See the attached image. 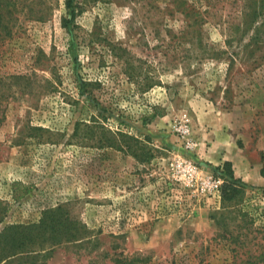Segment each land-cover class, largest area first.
<instances>
[{
    "label": "rangeland",
    "instance_id": "374dc122",
    "mask_svg": "<svg viewBox=\"0 0 264 264\" xmlns=\"http://www.w3.org/2000/svg\"><path fill=\"white\" fill-rule=\"evenodd\" d=\"M0 13V232L61 206L87 238L35 245L44 264H264V186L230 162L247 156L264 179V0H0ZM118 131L151 158L100 148Z\"/></svg>",
    "mask_w": 264,
    "mask_h": 264
},
{
    "label": "trees",
    "instance_id": "16d2710c",
    "mask_svg": "<svg viewBox=\"0 0 264 264\" xmlns=\"http://www.w3.org/2000/svg\"><path fill=\"white\" fill-rule=\"evenodd\" d=\"M1 14V13H0ZM0 27L9 35V23L4 24L0 17ZM87 126V125H86ZM92 127L103 129L99 125ZM88 127V126H87ZM77 126L74 128L75 135ZM100 148H110L117 152L132 156L138 162H146L151 158V151L141 147L142 142L118 131L116 133L99 134ZM104 145V146H103ZM233 183L225 181L221 188L223 201H228L237 194ZM87 230L61 206L41 213L37 224L29 226L10 225L0 232V264H44L45 253L32 250L35 245H60L63 242H82L87 238ZM114 264H146L147 258L139 256L126 257L121 253L113 259Z\"/></svg>",
    "mask_w": 264,
    "mask_h": 264
},
{
    "label": "crops",
    "instance_id": "0c3cea01",
    "mask_svg": "<svg viewBox=\"0 0 264 264\" xmlns=\"http://www.w3.org/2000/svg\"><path fill=\"white\" fill-rule=\"evenodd\" d=\"M224 156L226 157V155ZM230 162L232 163V170L236 178L252 186H264V179L259 175L262 164H260L259 167L251 166L247 156L245 157V162L242 157H238V159Z\"/></svg>",
    "mask_w": 264,
    "mask_h": 264
},
{
    "label": "built area",
    "instance_id": "2783aa9c",
    "mask_svg": "<svg viewBox=\"0 0 264 264\" xmlns=\"http://www.w3.org/2000/svg\"><path fill=\"white\" fill-rule=\"evenodd\" d=\"M195 170H193L191 167H188L186 170V176L188 177V182L190 183L193 181V176H194ZM219 188L218 182L214 181L213 179H205L201 181V190L202 191H207L209 193H214L217 192ZM261 207L264 212V196L261 198Z\"/></svg>",
    "mask_w": 264,
    "mask_h": 264
}]
</instances>
